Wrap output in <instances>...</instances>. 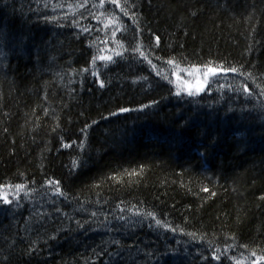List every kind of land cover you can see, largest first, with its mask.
I'll return each instance as SVG.
<instances>
[{"label":"trees","instance_id":"1","mask_svg":"<svg viewBox=\"0 0 264 264\" xmlns=\"http://www.w3.org/2000/svg\"><path fill=\"white\" fill-rule=\"evenodd\" d=\"M99 3L0 0V264H264V0Z\"/></svg>","mask_w":264,"mask_h":264},{"label":"rangeland","instance_id":"2","mask_svg":"<svg viewBox=\"0 0 264 264\" xmlns=\"http://www.w3.org/2000/svg\"><path fill=\"white\" fill-rule=\"evenodd\" d=\"M207 72L208 69L176 68L175 73L173 74V78L171 79V83L181 94H184L185 96H195L206 91L209 80L213 76L211 73H208V75L206 76L205 73ZM200 88H203L201 93L197 91V89ZM189 92L193 94L189 95ZM3 201H5V199H3Z\"/></svg>","mask_w":264,"mask_h":264},{"label":"snow or ice","instance_id":"3","mask_svg":"<svg viewBox=\"0 0 264 264\" xmlns=\"http://www.w3.org/2000/svg\"><path fill=\"white\" fill-rule=\"evenodd\" d=\"M106 0H100V3H99V7H103L104 4H105ZM107 2L109 3H112V4H115L118 8L121 9V11H124L125 15H127V10H126V6H127V2L128 0H124V3L121 4L120 0H107ZM57 7L59 5H56ZM116 18L113 17L112 20L109 21V23H112ZM108 25L106 24L105 27H107ZM85 31H87V29H85ZM115 35V33L113 34ZM157 43H159V38L157 37ZM121 47H123V45H120ZM136 51H139V46H137V48L135 49ZM117 55H120V53H117ZM141 55L143 56L144 54L141 53ZM96 59H100V60H106V61H111L112 60V57L111 56H99V57H93V62H95ZM146 59V57H145ZM173 61H169V63H172ZM218 68H222V66H218ZM223 71L225 72H228V71H231V72H237L239 71V69L235 68V67H232V68H223ZM217 72V69H213V68H208V72L205 73V75L207 76L208 73H211L213 76L216 74ZM93 75H96V73H93ZM101 86H103V84H101ZM203 89L200 88V89H197V91H202ZM246 92L248 91L247 88L244 89ZM179 94V93H177ZM193 93L189 92V95H192ZM121 111H128L127 109H122ZM73 165L75 166L76 165V161H73ZM55 183H58L57 181H49V184H55ZM17 189H22L24 186L23 185H17L16 186ZM206 190V189H205ZM56 192L59 194L60 193V189L57 188L56 189ZM4 194L2 192H0V198H3ZM5 203H8L9 201L7 199H5L4 201ZM148 215H152V213H149ZM157 224H160V221L157 220Z\"/></svg>","mask_w":264,"mask_h":264},{"label":"water","instance_id":"4","mask_svg":"<svg viewBox=\"0 0 264 264\" xmlns=\"http://www.w3.org/2000/svg\"><path fill=\"white\" fill-rule=\"evenodd\" d=\"M203 89V88H202ZM201 93V91H199Z\"/></svg>","mask_w":264,"mask_h":264}]
</instances>
